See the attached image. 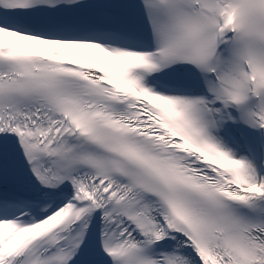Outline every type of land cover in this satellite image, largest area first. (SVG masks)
<instances>
[{
	"label": "snow or ice",
	"instance_id": "obj_1",
	"mask_svg": "<svg viewBox=\"0 0 264 264\" xmlns=\"http://www.w3.org/2000/svg\"><path fill=\"white\" fill-rule=\"evenodd\" d=\"M0 264H264V0H0Z\"/></svg>",
	"mask_w": 264,
	"mask_h": 264
}]
</instances>
